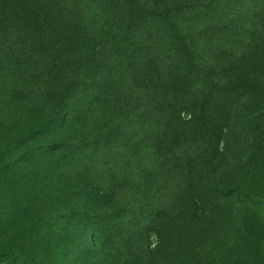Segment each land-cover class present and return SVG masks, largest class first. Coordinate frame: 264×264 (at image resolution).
I'll return each mask as SVG.
<instances>
[{
  "label": "rangeland",
  "instance_id": "obj_1",
  "mask_svg": "<svg viewBox=\"0 0 264 264\" xmlns=\"http://www.w3.org/2000/svg\"><path fill=\"white\" fill-rule=\"evenodd\" d=\"M76 1L108 21L103 68L117 69L121 86L109 97L55 88L48 98L18 77L22 48L0 34V145L38 135L21 179L0 184L5 224L51 202L65 221L87 206L119 210L123 238L133 234L125 264H264V0ZM86 105L91 118L65 127ZM97 128L113 135L97 142Z\"/></svg>",
  "mask_w": 264,
  "mask_h": 264
},
{
  "label": "trees",
  "instance_id": "obj_2",
  "mask_svg": "<svg viewBox=\"0 0 264 264\" xmlns=\"http://www.w3.org/2000/svg\"><path fill=\"white\" fill-rule=\"evenodd\" d=\"M93 15L90 12L80 13L76 0H50L39 6L0 4V34L6 39H13L14 47L22 48L18 49L14 62L18 67V77L40 82L48 98L55 88L61 96L63 93L72 95L76 88L85 95L91 94L95 98L117 94L121 86L119 81L118 83L114 81L115 75L120 76L118 70L110 66L103 68L108 60L109 24L108 21L103 23L97 21ZM100 23L102 28H99ZM167 23L168 30L175 32L171 21L167 19ZM71 49L78 51V55H69ZM65 58L68 63L60 65ZM146 71L148 70L143 69L140 73L147 76ZM32 84L39 88L36 82ZM53 97L54 95H51L50 102H53ZM54 105H58V100L53 103ZM86 108L88 109L83 116L67 115L65 127H75L80 121L90 119L92 113L90 105H86ZM43 116L41 117L43 124L38 130L39 137L42 133L47 134V124L49 126L53 119L49 111ZM58 117L59 119L62 117L59 111L54 118ZM74 130L72 142L76 143L79 134L78 129ZM112 135L113 132H110L101 138L98 128L97 132H93L97 142L107 141ZM35 136L38 135L34 129L26 137L28 142L26 146L21 139L0 145V184L5 176L11 178L16 176L17 180L21 179L27 159L33 153L30 143L36 140ZM50 137L54 138L52 135ZM60 139L58 138L56 142ZM47 187L49 188L45 190L47 192L45 202H48L50 197L51 186ZM25 188L24 186L21 192L25 191ZM52 205V202L47 208H38L35 205L33 215L37 216L32 215L27 219L25 217L22 221L13 220L6 225V215L0 201V264L129 262L133 234H128L127 240L123 238L124 231L121 228L123 217L119 210L107 213L101 208L99 212H94V209L87 206L85 211L77 213L79 214L77 217H68L65 221L63 211L60 209L62 204ZM51 207H56L53 216L48 213L50 210L47 211ZM58 226L60 228L53 233ZM121 241H126L124 246L121 245Z\"/></svg>",
  "mask_w": 264,
  "mask_h": 264
}]
</instances>
